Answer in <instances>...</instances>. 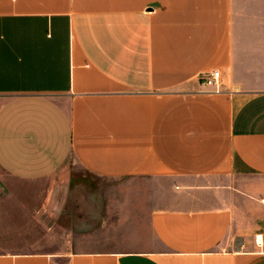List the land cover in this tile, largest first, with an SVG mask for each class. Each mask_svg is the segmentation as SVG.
<instances>
[{
  "label": "crops",
  "instance_id": "obj_1",
  "mask_svg": "<svg viewBox=\"0 0 264 264\" xmlns=\"http://www.w3.org/2000/svg\"><path fill=\"white\" fill-rule=\"evenodd\" d=\"M0 264H264V0H0Z\"/></svg>",
  "mask_w": 264,
  "mask_h": 264
},
{
  "label": "rangeland",
  "instance_id": "obj_2",
  "mask_svg": "<svg viewBox=\"0 0 264 264\" xmlns=\"http://www.w3.org/2000/svg\"><path fill=\"white\" fill-rule=\"evenodd\" d=\"M142 180L135 178H126L122 180H103L98 178H89V184L95 186L93 189L97 199H125L127 202L128 229L138 226L136 222H129L131 216H144V209L137 208L136 200L139 199L140 191L136 190L137 185H143ZM142 211V212H141Z\"/></svg>",
  "mask_w": 264,
  "mask_h": 264
},
{
  "label": "built area",
  "instance_id": "obj_3",
  "mask_svg": "<svg viewBox=\"0 0 264 264\" xmlns=\"http://www.w3.org/2000/svg\"><path fill=\"white\" fill-rule=\"evenodd\" d=\"M203 84L210 87V89L214 92L221 91L222 82L220 71L214 69L205 73L203 77ZM255 243L259 246L262 245V236L260 234L255 236Z\"/></svg>",
  "mask_w": 264,
  "mask_h": 264
}]
</instances>
